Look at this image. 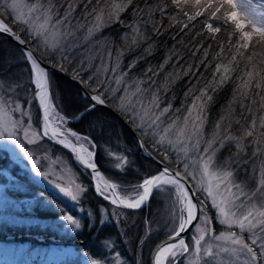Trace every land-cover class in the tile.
I'll use <instances>...</instances> for the list:
<instances>
[{
	"label": "trees",
	"instance_id": "16d2710c",
	"mask_svg": "<svg viewBox=\"0 0 264 264\" xmlns=\"http://www.w3.org/2000/svg\"><path fill=\"white\" fill-rule=\"evenodd\" d=\"M28 1L36 2V0ZM183 1L181 0V4L177 6L172 0H134V6H138L143 12L138 14L130 7L119 14V21L108 20L106 12L107 26L96 32L91 39H83L87 28L77 32L80 42L79 46L70 53L71 63L62 61L59 53L42 57L41 53L45 51L43 47L37 51V54L43 61L60 70L62 64L65 70L61 71L70 77L82 67L84 70L80 71L79 75L81 81L88 80L90 76L94 78L89 81L90 87L85 88L92 93V89L103 81V89L107 90L110 98L115 87H119L118 93L121 94L125 88L135 91L136 82L142 80H148V83L141 84L140 87L148 89L152 80H155L156 84L150 92L140 94L142 99L152 101L153 95H158L160 109L169 107L168 114L177 120L183 119L188 114L187 109L192 105L193 98L199 96L201 89L213 80L216 65L228 67L229 71L226 75L230 79L215 92L209 91L212 99L206 105L204 130L207 138L223 117L221 131L226 129L228 133L241 140L239 148L234 142L226 144L217 153L216 162L218 165H225L227 170L232 172L233 181L242 186L245 193L251 194L258 186L260 168L264 167V137L256 135L246 137L245 131L254 118L259 125L258 118L264 116V109H261V105L264 104V100H261L264 96V80H260V76H264V45L257 44L255 48L250 45L246 50L243 48L235 50L234 45L239 41H236L237 37L233 34L232 27L224 21L213 20L214 25H225L233 35L230 40L222 29L216 36L211 37L204 27V16L197 17L194 24L183 28V24L176 23V20L183 21L185 11L190 13L183 6ZM55 3L59 15L63 16L68 6L67 0H55ZM112 3L118 1L91 0L90 3L89 0H80L75 5L72 23H85L88 19L86 12H91L93 7L103 8L105 4L110 6ZM165 4L166 14L161 15L157 9L164 7ZM85 5H88L87 9ZM169 17H175V20ZM3 18L13 30L25 38L23 29L12 24L4 15ZM140 34L143 38H140ZM220 45L224 46L223 52ZM29 46L36 47L34 42H29ZM6 53L12 57L20 55L13 44L0 39V56ZM81 61L84 62L83 65ZM130 65L135 66L130 67ZM100 66L105 68L99 71ZM19 68H23V65L13 68L12 73H17ZM113 68L116 69L115 72L112 71ZM148 69H152L156 75L147 72ZM249 73L252 75L250 76ZM257 73L260 75L258 76ZM118 76H124L120 85L115 83V78ZM149 77L152 79L149 80ZM50 78L56 86L54 94L56 100L63 102L62 114L69 118V127L81 135L94 138L95 163L110 181L120 187H122L121 183L136 185L146 176L157 172L152 163L138 155L124 128L105 111L97 109L79 122L71 120L73 113L85 106V101L76 85L67 82L59 75H50ZM24 79L26 80L27 77ZM246 81L251 83L245 87ZM257 81L261 83L260 88L256 87ZM18 95L20 101L29 99L31 106H34L30 94L21 91ZM109 106L132 126L153 156L172 169L183 173L178 162L166 161L161 156L162 153L155 150L148 136L122 114L115 107L114 102L109 103ZM97 117H100L103 123L102 132L98 126L90 127L89 122L95 121ZM44 143L55 150V146ZM117 156L126 157L128 164L124 170L115 166ZM0 172L9 175L11 181L17 182L19 186L17 188V184H11L13 188L9 192L5 190L6 193L11 194L15 201H22L20 207L12 205L6 207L5 212L9 211L6 213L8 215L1 217L0 264H83L82 256L91 259L98 256L106 239L110 241L112 255L116 254V256H111V259L105 253L107 247H104L102 264L104 262L114 264L115 258L121 260V264H135L134 255L130 254L129 250L132 246L131 252H134L136 242L142 236V227L151 218L152 213L149 209L154 203L155 194L146 208L138 212H125L139 224L137 225L136 222L133 227L127 225L129 229L125 232L129 236L127 241L132 242L128 249L126 241L121 240L122 232L115 224L100 222L101 210L108 209L109 206L96 196L92 189L87 191L80 203L82 210L76 211L49 188L33 180L2 149H0ZM5 181V178L0 176L2 185H5ZM260 195L254 198L256 203L261 201ZM62 215H72L82 227L74 229V226L62 220ZM136 226H139V229ZM10 234L35 235L45 238V241L53 239L56 242L37 243L26 239L10 241L7 239ZM134 234L137 236L133 242Z\"/></svg>",
	"mask_w": 264,
	"mask_h": 264
},
{
	"label": "snow or ice",
	"instance_id": "6c2138e0",
	"mask_svg": "<svg viewBox=\"0 0 264 264\" xmlns=\"http://www.w3.org/2000/svg\"><path fill=\"white\" fill-rule=\"evenodd\" d=\"M80 0H67L68 6L64 11L63 16L59 15L56 8L55 0H36L35 3H26L25 0H0V34H7L19 46L20 55L12 57L10 54L0 56V140L18 144L19 134L23 133V139L29 144L35 143L37 140H44L51 138L55 143L62 145L73 153V159L81 165L85 171L91 170V177L96 181V192L110 205L117 208L123 207L126 209H139L147 202L154 192H160L167 197V214L169 218L175 223L178 220V226H174L172 232L168 234V241L161 242L157 245L154 255V264H165V260L175 258L179 254H186L190 251L189 246L183 239H178L181 232L185 231L193 221L197 220L198 212L202 211L199 206L193 202L195 193L191 192V188L187 187V181L194 175L199 174L202 179L194 184L192 187L197 191H204L209 198L212 199L213 208L218 210L219 222L222 225H227L229 229L235 226L240 230L238 235L235 231H230L228 235L221 233L216 235L213 239L220 241L224 240L229 245L236 247L219 246V251L223 253H230L232 256L244 257L243 264H264V201H259V207L253 203L257 195L264 194V167L261 169L260 179L257 188L249 195L245 193L240 185L235 184L232 180V172L227 170L225 165H218L216 162L217 153L225 147L228 143H236L237 147H241V140L231 135L225 129L221 131L223 117L220 122H217L215 130L210 136L206 138L204 130V121L206 118V105L211 101L212 97L209 91L215 92L219 87H222L230 77L226 75L229 69L220 64L216 65V71L213 74V80L209 81L200 91V95L193 98L192 105L188 107V114L183 117V123L177 120H172L167 126L162 127V117L169 112V107L160 109L158 95H153L152 108L159 110V113L144 111V116L139 114L130 116V121L135 122L137 118L141 119V124L136 125L138 129L148 127L152 129L153 136L161 134L159 140H154V143L159 145L165 153L171 148H176L177 145L182 147L176 148L177 151L183 152L187 157L191 154V163H184V173L179 170L173 171L168 166H164L158 170L156 174L148 175L142 179V182L136 185L120 187L116 183H110L105 179L98 170L97 164L94 162L95 152L91 149L96 147L94 138L79 134L77 131L68 127L69 118L64 114V106L62 100L55 99L56 86L49 76L48 69L43 66V60L37 56V51L41 47L44 52L42 57L54 55L59 53L61 60L71 63L70 53L73 49L79 46L80 38L77 37V32L81 29L87 28L83 39H91L96 32L106 27L105 13L107 12L108 20L119 21V14L125 12L130 7L134 12L142 13V9L134 6V0H121L119 3H112L110 6L105 4V7H93L91 12H86L85 23H72L75 5ZM91 3V0H89ZM186 3L187 0H184ZM174 5L179 6L181 0H172ZM196 5L200 10H197L195 15H189L186 11L183 13L189 22L194 21L197 17L204 16V27L207 32L217 34L225 31L229 39L232 38V33L228 32L225 25H214L213 20H220L223 18L225 24L230 23L234 26L235 31L239 33L240 48L248 49L251 45L255 48L257 44L264 45V2H254V0H196ZM88 5H85L87 9ZM27 9V11H25ZM167 5L157 9L161 15L166 14ZM7 12L14 24L25 25L23 32L26 34L25 38H21L13 31L12 26L9 25L3 18V13ZM175 20V17H169ZM177 24H183V28H187L188 24L183 21L176 20ZM155 27V25H154ZM139 31L138 29L136 30ZM140 38L143 35L140 34ZM256 43H252L253 41ZM29 42H35V48H29ZM221 52L224 46L220 45ZM51 49V51H49ZM207 56V52H205ZM242 55V53H241ZM235 60V57H233ZM81 61V65H83ZM18 65H23L19 68L17 73H12V69ZM135 65H130L134 67ZM62 71L65 69L60 65ZM84 69L81 67L73 75V79H79L80 71ZM116 71L115 68L112 69ZM147 72H153L148 69ZM147 72L145 75H147ZM223 72L224 74H221ZM153 75L156 73L153 72ZM251 76L252 74L249 73ZM259 76L260 74L257 73ZM24 77H27L25 80ZM89 77L88 80L80 81L85 87H90L89 81L93 80ZM124 76L115 78V83L120 85ZM149 80L152 78L149 77ZM260 80H264V76H260ZM148 83V80L136 82V90L132 93L133 96L150 92L155 86V80L149 85L148 89L140 87L141 84ZM251 81L245 82V87ZM256 87L260 88L261 83L256 82ZM23 91L32 96L33 102L38 101V111L36 119H33L31 113L21 107L19 93ZM118 89H112L115 93ZM128 91L127 88L124 89ZM158 91V89H157ZM99 93V94H97ZM82 99L85 101V106L78 112L73 113L71 120L79 122L95 112L98 106L108 107L115 97L110 100L107 90L103 89V81H101L96 88L92 89V93L82 92ZM264 100V96L261 97ZM24 105L29 102L23 101ZM129 109L135 113V108ZM264 109V104L261 105ZM195 110V114H194ZM42 113V116H41ZM17 114L20 116L29 117L28 121L22 123L16 118ZM128 111L125 115L128 116ZM153 117L149 123L145 124V118ZM259 125L257 119L254 118L250 125H248L245 136H259L264 137V116H260ZM90 127L100 128L103 131V123L101 118L97 117L95 121H90ZM238 123V122H237ZM35 125V129L34 126ZM173 137L169 139V137ZM167 142L168 147H165ZM257 142L258 141H254ZM7 147V144L4 145ZM24 154L30 155L25 149ZM117 168L124 170L128 161L126 157H116ZM196 171H188L189 168ZM47 179V177H45ZM205 180L207 184L205 186ZM54 187L63 196L69 198L75 204L79 202V194L84 191L82 185L77 184L75 189L61 186L59 181L55 182ZM235 189V191H234ZM191 193V195H190ZM243 196L247 200V205L240 202V197ZM203 203V202H201ZM247 210H243L244 208ZM235 209V210H234ZM62 220L66 221L68 225L74 226V229H80L82 225L73 218L72 215H62ZM104 223L103 219L100 221ZM209 220H204L206 232H211L208 228ZM151 230H149L150 232ZM249 233L248 241L246 242L243 233ZM205 240L203 232L194 240L196 252L203 251V255L215 258L217 253H214L211 246L205 247L201 241ZM110 241L104 240L101 247V252L98 256L89 260L88 264H102L104 261L103 248L110 247ZM106 264V262H104ZM204 264H209L207 260ZM223 264V262H221ZM228 264H235V261H229Z\"/></svg>",
	"mask_w": 264,
	"mask_h": 264
},
{
	"label": "rangeland",
	"instance_id": "374dc122",
	"mask_svg": "<svg viewBox=\"0 0 264 264\" xmlns=\"http://www.w3.org/2000/svg\"><path fill=\"white\" fill-rule=\"evenodd\" d=\"M109 1H113V0H109ZM115 1H118V3L121 2V0H115ZM25 2L30 3L28 0H25ZM202 2H203V0H202ZM254 2H264V0H254ZM183 4H184L183 6H185L188 9V11H190V13L188 12L189 15H195L196 11L200 10L199 6L196 5V0H192V1L187 0L186 3L183 1ZM0 7H2V6H0ZM25 11H27V9H25ZM3 15L7 19H9L12 24H14L13 21L8 16L7 12H4ZM220 20L224 21L223 18H221ZM114 21H115V19H114ZM183 21H184V23H187L188 25L194 24V21L189 22L187 20L186 16H184ZM227 24L232 27L233 34L236 35V37H237V38L234 37L236 39V41H239V43H241V41L239 39V33H237L235 31L234 26L231 25L230 23H227ZM14 25L19 26L21 29H23L25 27V25H22V24H14ZM207 34L211 37L216 36V34L209 33V32H207ZM239 43L238 42H237V44L235 43V45H234L235 50L242 49L238 46ZM34 44H35V42H34ZM50 50L51 49H49V51ZM244 50H246V49H244ZM104 68L105 67L102 68V66H100L98 70L101 71ZM58 70H60V69H58ZM114 89H118V91H116L115 93H113V94L111 93V98H113V96L115 97V99L113 100L114 105L124 115H125V112L128 111V113H129L128 116H126V115L125 116L129 120H130V116L136 115V114H139L140 117H143L145 110L149 111L150 113L151 112H155L156 114L159 113V110L151 107L152 101L143 100L140 94L133 96L132 93L135 91L128 90L127 92L123 91V93L119 94L118 93L119 87H115ZM55 99H56V96H55ZM27 101L29 102L27 105H24L23 100L20 101L21 107L26 108L31 113L32 118L36 119V115H37V111H38L37 106H36L35 102H34V106H31V101L29 99ZM149 102H151V103H149ZM129 103H131V107L135 108V113L130 111ZM194 114H195V110H194ZM16 118L19 119L22 123L27 122L29 119V117L20 116L19 114H17ZM152 118L153 117H151V116L145 118V121H144L145 124L149 123ZM161 119L164 122L162 127L167 126V124L170 123L172 120H177V119H173L172 116H170L168 113H166L165 116L162 117ZM177 121H179L182 125L183 119H179ZM134 124L135 125L141 124V119L137 118L135 120ZM33 127L35 129V125ZM68 127H69V124H68ZM140 130L142 132H144L145 135L148 136V140L153 143L155 150H157L158 153H162L161 156L165 159V153L162 150V148L159 145H157L156 143H154V140H159L161 138L162 132L160 134H157L154 137L152 134V132H153L152 129H149L148 127L145 126ZM171 138H173V137L170 136L169 139H171ZM44 142L49 143L47 140L44 139L42 141L37 140L35 143L29 144V143H27V141H25L23 139V133H20L19 139H18V144L20 145V147H17L16 144H12L11 142H6L4 140H0V149L7 152L9 157L14 162H16L22 170H24L29 176H31L33 178V180H35L38 183L49 188L52 192H54L55 195H57L58 197L62 198L66 202H68L70 204V206L72 208H74L76 211L82 210L80 203L85 198V195L87 194V191L89 189H92L93 193L96 196L97 195L100 196L96 192V188H95L96 181H94L88 173H85L80 168H78L75 165L72 157L67 152H65L64 150H62L58 147H54L55 150H52L50 147H47V145ZM5 144H7V147H4ZM165 147H168L167 142H165ZM179 147H182V145L176 146V148H179ZM22 148L25 149L30 155L26 156L24 154V151L21 150ZM176 148H171L168 151L167 159H165V160L166 161L171 160V161L178 162V164L180 165V168L182 169V171L184 173V163L185 162H187L189 164L191 163V154L186 157L183 152L177 151ZM91 150L93 151V149H91ZM188 171L195 172L196 170L190 167L188 169ZM259 172H261V168H260ZM0 176L1 177L3 176L6 180L5 185H2L0 183V221H2L1 217L8 215L6 213L9 212V211L5 212V208L8 207L9 205H12L14 207H20V204L22 203V201H19V200L15 201L14 197L11 194H7L9 192V190L11 188H13V186L11 184H15V185L17 184V186H18V183L11 181L10 176L7 174H4V172H0ZM45 177H47V179ZM259 178H260V173H259ZM201 179H202V177L199 174H197V175H194L193 177H191L189 179V181H190L191 185L193 186L194 184H196ZM231 180L233 181V177H231ZM57 181H59L61 183V186L68 187V188L73 189V190L75 189V186L77 184H80L83 186L84 191L79 194V202L75 204V207L73 206L74 202H72L69 198L63 196L54 187V184ZM121 184H122V187L129 186V185H124L123 183H121ZM206 184H207V180H205V186H206ZM17 188H19V186ZM241 188L243 189L242 186H241ZM5 190H7L8 192L6 193ZM194 191L198 197L199 207H200V209H202V211H200L199 220H198L197 224L195 225V227L193 228V230L191 232V237L189 238V241L187 242V245L189 246L190 251L184 255L179 254L175 258L171 259V264H176L175 260L178 257H180L181 255H182L181 259L178 260L179 262L177 264H204L205 260H207L209 262V264H221V262H223V264H228V262L230 260L235 261V264H243V260H244L243 256H240L237 259V257L232 256L230 253H223V252L219 251L220 245H223L225 247H229V246L236 247V246L229 245V243L224 241V240L217 241V240L213 239L214 236L220 235L221 233H223L224 235H228V233L230 231H235L239 235L240 230L238 228H236L235 226H232V228L229 229L227 225H222L219 222L218 210L213 208V206H212V203H213L212 199L209 198L204 191H197L196 188H194ZM234 191H235V189H234ZM154 194H155V197H154L155 200L149 209V211L151 210V213H152L151 218H149V221L144 223V226L142 227L143 228L142 236L136 242L134 252H131L133 250L132 246H131V249L129 250L130 254L133 253V255H134L133 256V262L135 264H150V254H151L152 250L155 248V246L158 245L159 242H161L162 240H164L165 238L168 237V234L172 232V229L174 226H178V220L175 223H173V221L169 218V216L167 214V211H166L167 197L158 191L155 192ZM249 195H251V194H249ZM260 196H261V201H264V194H261ZM201 202H203V203H201ZM240 202L243 205H247V200L243 196L240 197ZM253 203H256L255 199L253 200ZM256 204L259 207V204L258 203H256ZM108 206H109L108 209H102L101 210V212H102V213H100L102 216L101 219H103V221H107L111 224H115L116 227L120 229V231L122 232L121 240L126 241L127 247L129 249L132 242L129 243V241H127L128 237H129L128 234L125 233L129 230L127 228V225L133 227V226H135L136 222H137V225H139L138 221L131 219L125 213L127 211H121V210L113 208L110 205H108ZM243 210L246 211L247 208L245 207ZM206 218L210 221L209 224L207 225V227L213 228L212 234H211V232L209 233V232L204 231L205 225L203 222ZM136 227H137V229H139V226H136ZM149 230H151V231L149 232ZM202 232L205 235V240L201 241V244L204 245L205 247H208V246L212 247L213 252L217 253V255L215 256L214 259L204 256L203 251H201L200 253L195 252L196 250L194 249L195 247H194L193 241ZM137 235H138V232H137ZM137 235L134 234V237L132 239L133 242H134ZM243 236L247 242L249 233L247 231H245L243 233ZM163 237H165V238H163ZM7 239L10 241L26 239V240L34 241L37 243L48 242L49 244H53L56 242L53 239H48L47 241H45V238H43V237L35 236V235H26V234L25 235L10 234L7 237ZM105 253H107V255L110 258H111V256H116V254L112 255L111 247H107ZM90 259L91 258H89L87 256H82V263L88 264ZM114 260L116 261L114 264H121V260H119L118 258H115ZM167 264H169V260H167Z\"/></svg>",
	"mask_w": 264,
	"mask_h": 264
},
{
	"label": "water",
	"instance_id": "95a60500",
	"mask_svg": "<svg viewBox=\"0 0 264 264\" xmlns=\"http://www.w3.org/2000/svg\"><path fill=\"white\" fill-rule=\"evenodd\" d=\"M14 31V30H13ZM15 32V31H14ZM17 33V32H16ZM18 34V33H17ZM19 35V34H18ZM0 38L5 40V41H8L10 43H12L13 45H15L18 49H19V46L17 45V43L12 39V37L8 36L7 34H0ZM22 38V37H21ZM29 48H31L29 45H28ZM38 56V55H37ZM39 57V56H38ZM43 66L48 69V72H49V75H59L61 76L64 80H66L67 82L71 83V84H74L77 86L79 92H80V95L82 97V92H88V90H86V88L84 87V85L80 82L81 80L79 79H73V77H70V76H67L65 75L64 73H62L60 70L54 68L53 66H51L50 64L46 63L43 61ZM89 93V92H88ZM91 94V93H89ZM36 105H37V108H38V101H36ZM98 109H101L103 111H105L106 113H108L110 116H112L115 120H117V122L124 128V130L129 134L132 142H133V145L135 146L136 148V151L137 153L143 158L145 159L146 161H149L150 163L154 164L156 166V168L159 170L161 169L162 167L164 166H167L166 164H164L163 162H161L160 160H158L156 157H154L145 147L141 137L135 132V130L117 113L115 112L112 108H110L109 106L108 107H102V106H98ZM41 116H42V113H41ZM46 140H48L49 142H51L53 145L55 146H58L60 148H62L64 151H66L72 158H73V153H71L69 150H67L66 148L60 146L59 144L55 143L54 141L51 140V138H45ZM74 160V159H73ZM75 163L77 164L78 167H80L82 170H84V168L78 164V162L76 160H74ZM95 162V160H94ZM170 168V167H169ZM99 170V168H98ZM173 170V169H172ZM85 171V170H84ZM100 171V170H99ZM173 171H176V170H173ZM86 172H88L89 174L91 173V170H87ZM101 172V171H100ZM158 172V171H157ZM101 175L107 179L104 174L101 172ZM108 180V179H107ZM110 182V181H109ZM111 183V182H110ZM187 187L191 188V192L192 193H195L194 192V189L193 187L191 186V184L189 183V181H187ZM153 195V194H152ZM151 195V197H152ZM191 195V193H190ZM150 197V199H151ZM193 198V202L196 203L198 206H199V203L197 201V198H196V194L192 197ZM150 199L145 202L141 208L139 209H126V208H123V207H120L118 209L120 210H124V211H139L141 209H143L144 207H146V205L149 203ZM109 203V201H107ZM110 204V203H109ZM112 206V205H111ZM113 207H116V206H113ZM117 208V207H116ZM200 208V207H199ZM198 218L197 220L193 221V224L190 225L185 231L181 232L180 234V237L178 239H183L186 243V239L189 235V233L191 232V230L195 227V225L197 224L198 220H199V216H200V211L198 212L197 214ZM213 233V230L211 231V234ZM165 241H168V237L164 240H162L161 242H165ZM160 242V243H161ZM159 243V244H160ZM195 245V244H194ZM156 247L152 250L151 254H150V264H154V255H155V250H156ZM196 245H195V250H196ZM166 264V262H165Z\"/></svg>",
	"mask_w": 264,
	"mask_h": 264
},
{
	"label": "bare ground",
	"instance_id": "6f19581e",
	"mask_svg": "<svg viewBox=\"0 0 264 264\" xmlns=\"http://www.w3.org/2000/svg\"><path fill=\"white\" fill-rule=\"evenodd\" d=\"M60 146H62V145H60ZM62 147H63V146H62ZM67 150H68V149H67ZM166 260H167V259H166ZM166 260H165V261H166Z\"/></svg>",
	"mask_w": 264,
	"mask_h": 264
}]
</instances>
